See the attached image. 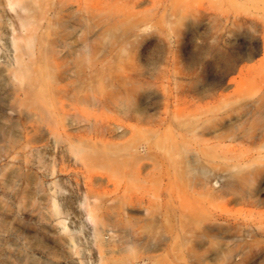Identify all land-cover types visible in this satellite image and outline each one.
Segmentation results:
<instances>
[{"label":"rangeland","instance_id":"rangeland-1","mask_svg":"<svg viewBox=\"0 0 264 264\" xmlns=\"http://www.w3.org/2000/svg\"><path fill=\"white\" fill-rule=\"evenodd\" d=\"M0 264H264V0H0Z\"/></svg>","mask_w":264,"mask_h":264},{"label":"bare ground","instance_id":"bare-ground-1","mask_svg":"<svg viewBox=\"0 0 264 264\" xmlns=\"http://www.w3.org/2000/svg\"><path fill=\"white\" fill-rule=\"evenodd\" d=\"M8 109H10V108H8Z\"/></svg>","mask_w":264,"mask_h":264}]
</instances>
